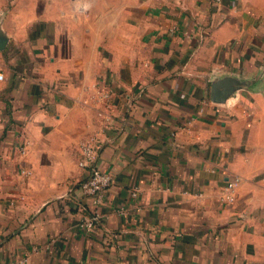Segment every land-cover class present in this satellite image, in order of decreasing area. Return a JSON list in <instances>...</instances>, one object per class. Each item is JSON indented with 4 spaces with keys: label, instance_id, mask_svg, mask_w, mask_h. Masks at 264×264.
Returning a JSON list of instances; mask_svg holds the SVG:
<instances>
[{
    "label": "crops",
    "instance_id": "obj_1",
    "mask_svg": "<svg viewBox=\"0 0 264 264\" xmlns=\"http://www.w3.org/2000/svg\"><path fill=\"white\" fill-rule=\"evenodd\" d=\"M6 1L0 264H264V0ZM224 77L242 86L213 103ZM92 135L97 204L78 189Z\"/></svg>",
    "mask_w": 264,
    "mask_h": 264
},
{
    "label": "built area",
    "instance_id": "obj_2",
    "mask_svg": "<svg viewBox=\"0 0 264 264\" xmlns=\"http://www.w3.org/2000/svg\"><path fill=\"white\" fill-rule=\"evenodd\" d=\"M215 3H220L221 0H213ZM2 75H0V80ZM109 95L104 93L101 95L102 99L108 98ZM98 157V138L94 135L83 139L79 145V158L77 165L81 170L86 171L85 178L79 184V191L84 197L92 200L93 204L99 202V197L103 191L109 188L113 181L109 173L102 171L97 166ZM22 174L29 176L28 171H21ZM240 180L237 176H232L228 179L222 189L220 200L224 203L234 204L237 198V188ZM135 196V193L133 194ZM86 220L82 224L85 231H90L93 228L94 220Z\"/></svg>",
    "mask_w": 264,
    "mask_h": 264
},
{
    "label": "water",
    "instance_id": "obj_3",
    "mask_svg": "<svg viewBox=\"0 0 264 264\" xmlns=\"http://www.w3.org/2000/svg\"><path fill=\"white\" fill-rule=\"evenodd\" d=\"M3 14L0 13V26ZM7 38L2 34L0 29V51L6 45ZM242 83L231 77H224L212 82L210 91V100L216 104H224L229 98L234 97L236 91L241 88Z\"/></svg>",
    "mask_w": 264,
    "mask_h": 264
},
{
    "label": "rangeland",
    "instance_id": "obj_4",
    "mask_svg": "<svg viewBox=\"0 0 264 264\" xmlns=\"http://www.w3.org/2000/svg\"><path fill=\"white\" fill-rule=\"evenodd\" d=\"M126 0H35V4L37 6H50V5H72L75 4L76 2H80L81 6L84 7H91L92 9L94 8V11H96L97 7L100 11V13L106 11V7H112L114 5L118 6H123L125 4ZM26 4V0H24ZM135 0H132V3H134ZM5 7L12 6L14 4V0H7L6 1Z\"/></svg>",
    "mask_w": 264,
    "mask_h": 264
}]
</instances>
